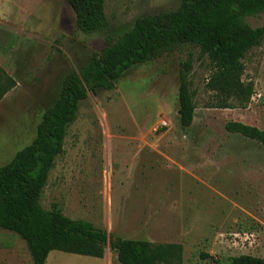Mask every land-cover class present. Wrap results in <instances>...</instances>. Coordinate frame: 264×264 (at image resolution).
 I'll return each mask as SVG.
<instances>
[{
  "label": "rangeland",
  "instance_id": "1",
  "mask_svg": "<svg viewBox=\"0 0 264 264\" xmlns=\"http://www.w3.org/2000/svg\"><path fill=\"white\" fill-rule=\"evenodd\" d=\"M180 4L105 0L110 34L119 38L140 16L173 12ZM245 22L262 28L264 13ZM105 38L79 31L67 0H0V67L16 82L0 101V167L32 143L64 78L100 52ZM189 52L197 109L185 128L179 74ZM189 52L135 66L113 90L80 103L41 204L106 231L107 257L53 251L46 264H120L110 246L117 238L179 245L180 264L264 259V147L225 128L238 122L264 131V41L244 61L243 80L255 88L246 109L208 108L214 100L205 89L209 60ZM0 264H33L27 243L1 228Z\"/></svg>",
  "mask_w": 264,
  "mask_h": 264
},
{
  "label": "trees",
  "instance_id": "2",
  "mask_svg": "<svg viewBox=\"0 0 264 264\" xmlns=\"http://www.w3.org/2000/svg\"><path fill=\"white\" fill-rule=\"evenodd\" d=\"M67 2L79 31L106 34L104 48L92 52L83 65L67 74L59 98L44 112L35 139L0 167V228L27 243L33 264H46L53 251L105 257L109 244L106 231L90 222L70 219L57 207L47 211L41 204L56 160L65 152L68 127L89 94L113 90L122 75L135 66L176 52L199 50L210 65L205 89L214 94V100L208 108L246 109L255 88L243 80L244 61L264 41V27L253 29L245 22L264 13V0H181L173 12L140 16L119 38L110 34L105 0ZM189 55L179 74L178 112L185 128L193 125L197 109L190 81L192 53ZM15 86L0 67V101ZM225 128L264 147V131L238 122H228ZM110 246L120 264H180L182 260V248L176 244L117 238ZM229 264H264V259L242 255L231 258Z\"/></svg>",
  "mask_w": 264,
  "mask_h": 264
},
{
  "label": "crops",
  "instance_id": "3",
  "mask_svg": "<svg viewBox=\"0 0 264 264\" xmlns=\"http://www.w3.org/2000/svg\"><path fill=\"white\" fill-rule=\"evenodd\" d=\"M107 256H106V253H105V257L103 259H105Z\"/></svg>",
  "mask_w": 264,
  "mask_h": 264
}]
</instances>
